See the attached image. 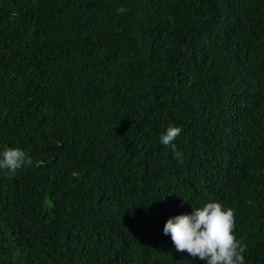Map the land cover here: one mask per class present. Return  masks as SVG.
Listing matches in <instances>:
<instances>
[{"label": "trees", "instance_id": "obj_1", "mask_svg": "<svg viewBox=\"0 0 264 264\" xmlns=\"http://www.w3.org/2000/svg\"><path fill=\"white\" fill-rule=\"evenodd\" d=\"M6 148L0 264H206L163 227L209 202L264 264V0H0Z\"/></svg>", "mask_w": 264, "mask_h": 264}, {"label": "clouds", "instance_id": "obj_2", "mask_svg": "<svg viewBox=\"0 0 264 264\" xmlns=\"http://www.w3.org/2000/svg\"><path fill=\"white\" fill-rule=\"evenodd\" d=\"M127 9L118 8V14ZM182 129L169 126L159 141L173 152V158L184 162L183 154L176 149L173 141ZM32 158L19 148H6L0 153V169L7 170L11 179L16 171L31 166ZM249 204L252 201H248ZM235 214L231 208H223L220 203L209 202L201 208L193 209L191 214L169 218L163 227V234L170 236L177 252H186L206 264H244L246 245L234 236Z\"/></svg>", "mask_w": 264, "mask_h": 264}]
</instances>
